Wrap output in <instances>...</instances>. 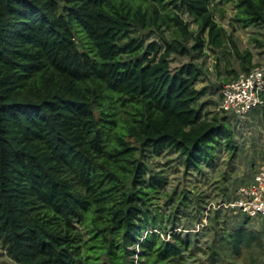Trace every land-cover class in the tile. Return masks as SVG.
Listing matches in <instances>:
<instances>
[{
	"label": "trees",
	"instance_id": "16d2710c",
	"mask_svg": "<svg viewBox=\"0 0 264 264\" xmlns=\"http://www.w3.org/2000/svg\"><path fill=\"white\" fill-rule=\"evenodd\" d=\"M228 5L232 25L264 28V0H0V246L14 263L260 264L247 216L177 231L188 196L146 161L199 173L235 147L228 115L200 103L198 63L171 67L205 48L225 79L257 66L218 22Z\"/></svg>",
	"mask_w": 264,
	"mask_h": 264
},
{
	"label": "rangeland",
	"instance_id": "374dc122",
	"mask_svg": "<svg viewBox=\"0 0 264 264\" xmlns=\"http://www.w3.org/2000/svg\"><path fill=\"white\" fill-rule=\"evenodd\" d=\"M232 13V7L226 6L225 16L222 19L217 17L219 24L224 26L227 34L233 37L240 51H248L252 55V65L260 64L264 61V28H241L239 25H232L233 23L230 19ZM141 37L144 38L145 45L157 41L156 35L147 32L142 34ZM192 45V42L189 43L190 47ZM203 53L206 54L200 59L174 55L171 57V67L176 69L190 62L198 63L203 70V76L196 87L198 89L209 88L200 103L205 104L209 101L216 103L217 105L208 104L204 106L205 111L213 114L218 111L220 102L219 86L232 77L225 79L223 60L221 59L219 64L216 61L220 55L219 52H213L205 48ZM228 59L230 61L228 68L239 74V64L235 60L234 55L231 54ZM116 112L118 114L117 117L123 119L127 117V114L123 113L119 107ZM219 116L224 115L219 113ZM228 121L235 133L233 145L235 147L220 152L218 159L215 160L216 166L214 169L204 168L199 173L185 174L182 164H180L175 155L165 154L162 157L146 159L154 171H163L164 175H166L167 186L164 191L169 193L175 191L174 197L181 196L183 192L188 196V209L185 211L186 214H181L180 226L177 231H192L191 235L195 231H205L203 227L198 228V226L201 223L203 225L208 224L207 217L213 216V211L215 210L208 211V208L216 205V203L232 200L237 189L252 181L257 168L264 163V105L253 109L245 116H228ZM109 144L116 145L111 141ZM222 189L226 190L225 194L222 193ZM162 199L160 197L158 202L162 205L161 212L164 213L169 211V208L168 206L165 207V200ZM197 203L199 204L197 205ZM218 211H221L224 216L222 220L227 216L229 221H232L229 226L231 229L235 228L236 225H242L246 219V216L241 213L237 216L231 211ZM204 219H206V224ZM245 226L248 229L262 232L264 237V219L260 217L250 218L246 221ZM198 235L199 245L204 248L209 236H203L201 233ZM0 264H16L5 254L1 246ZM260 264H264V249Z\"/></svg>",
	"mask_w": 264,
	"mask_h": 264
},
{
	"label": "built area",
	"instance_id": "2783aa9c",
	"mask_svg": "<svg viewBox=\"0 0 264 264\" xmlns=\"http://www.w3.org/2000/svg\"><path fill=\"white\" fill-rule=\"evenodd\" d=\"M263 103L264 61L223 84L218 112L228 116H245ZM209 210L233 211L251 219L264 218V163L257 168L252 181L237 189L232 200L216 203ZM203 226L202 223L198 228Z\"/></svg>",
	"mask_w": 264,
	"mask_h": 264
}]
</instances>
